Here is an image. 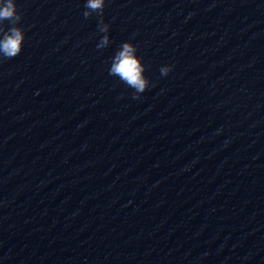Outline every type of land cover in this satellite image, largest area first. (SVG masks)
<instances>
[{
	"label": "clouds",
	"instance_id": "obj_1",
	"mask_svg": "<svg viewBox=\"0 0 264 264\" xmlns=\"http://www.w3.org/2000/svg\"><path fill=\"white\" fill-rule=\"evenodd\" d=\"M104 7L105 0H86L85 8L87 10L83 15L88 18L92 13H96L102 18ZM21 19L15 0H0V35L3 36V39L0 40V53L3 54V58H15L22 51L25 33L21 27L17 26ZM6 20L10 23L7 30L3 24ZM98 27L99 31L103 33H107L109 30V25L105 24L103 19L100 20ZM108 43L109 38L105 35L97 44V48L102 49ZM136 53L137 48L132 43H123L109 68L110 75L118 77L128 87L135 90L134 99H138L140 94L149 87V80L144 75L145 66ZM171 70L172 66L165 65L160 68V73L167 76Z\"/></svg>",
	"mask_w": 264,
	"mask_h": 264
}]
</instances>
